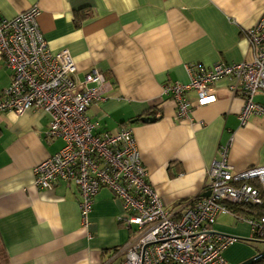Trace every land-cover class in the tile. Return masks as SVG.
I'll return each instance as SVG.
<instances>
[{
  "label": "crops",
  "instance_id": "0c3cea01",
  "mask_svg": "<svg viewBox=\"0 0 264 264\" xmlns=\"http://www.w3.org/2000/svg\"><path fill=\"white\" fill-rule=\"evenodd\" d=\"M33 7L49 49L69 51L75 82L93 70L105 78L103 100L86 115L101 133L132 131L147 182L167 209L202 198L222 149L235 172L264 167V115L241 126L243 98L232 93L230 79L213 85L210 105L198 106L196 93L188 92L186 119L162 94L167 84H188L189 66L251 62L246 32L264 14V0H0V18ZM10 83L0 58V93ZM254 102L264 105V95ZM48 122L42 112L0 115V264H123L138 233L125 225L122 204L109 190L95 195L85 229L73 184L35 188L34 167L63 147L47 138ZM213 229L251 242L248 225L232 215H218ZM258 248L232 245L224 258L240 264L264 250Z\"/></svg>",
  "mask_w": 264,
  "mask_h": 264
},
{
  "label": "built area",
  "instance_id": "2783aa9c",
  "mask_svg": "<svg viewBox=\"0 0 264 264\" xmlns=\"http://www.w3.org/2000/svg\"><path fill=\"white\" fill-rule=\"evenodd\" d=\"M38 16L33 7L12 20L0 18V58L11 73L10 85L0 93V115L42 112L49 117L47 138L63 142L60 151L34 167L35 188L51 190L59 181L73 184L85 229L95 195L109 190L122 204L125 225L138 233L126 249L123 264H229L224 253L239 240L214 231L220 214L248 225L250 241L264 244V216L237 217L227 208L228 204L262 206L264 167L235 172L227 149H222L208 171L209 197L167 209L147 182L132 131L101 133L98 123L86 115L91 105L103 100L105 78L93 70L82 82H75L69 51L49 49ZM246 38L253 51L251 62L189 66L188 84L163 87V96L176 104L178 118L186 119L191 111L188 92L196 93L198 106L210 105L216 101L213 85L226 78L233 82L232 93L243 98L241 126L251 115H264V105L254 102L258 93L264 95V14Z\"/></svg>",
  "mask_w": 264,
  "mask_h": 264
},
{
  "label": "trees",
  "instance_id": "16d2710c",
  "mask_svg": "<svg viewBox=\"0 0 264 264\" xmlns=\"http://www.w3.org/2000/svg\"><path fill=\"white\" fill-rule=\"evenodd\" d=\"M200 199H201V196H198L194 200H200ZM227 208L237 217H248V216L261 217V216H264V198H263V204L260 207H253V206H246V205L233 206L231 204H228ZM259 252L261 251H258L257 253ZM257 253L253 254L251 257L255 256ZM256 264H264V260Z\"/></svg>",
  "mask_w": 264,
  "mask_h": 264
},
{
  "label": "water",
  "instance_id": "95a60500",
  "mask_svg": "<svg viewBox=\"0 0 264 264\" xmlns=\"http://www.w3.org/2000/svg\"><path fill=\"white\" fill-rule=\"evenodd\" d=\"M155 121H156L155 118H141V119H139V122L142 124L154 123ZM135 122L136 121H134L132 123L134 124ZM207 197H209L208 192H206L204 195H202V198H207ZM263 260H264V251H261V252L257 253L255 256L243 261L240 264H256V263L263 261Z\"/></svg>",
  "mask_w": 264,
  "mask_h": 264
},
{
  "label": "rangeland",
  "instance_id": "374dc122",
  "mask_svg": "<svg viewBox=\"0 0 264 264\" xmlns=\"http://www.w3.org/2000/svg\"><path fill=\"white\" fill-rule=\"evenodd\" d=\"M241 243H245V244H248V246H250V249L252 250V251H256L255 250V248H263L264 247V244H262V243H255V242H250V243H246V242H236L234 245L236 246V245H239V244H241ZM247 247V246H246ZM258 248V249H259Z\"/></svg>",
  "mask_w": 264,
  "mask_h": 264
}]
</instances>
